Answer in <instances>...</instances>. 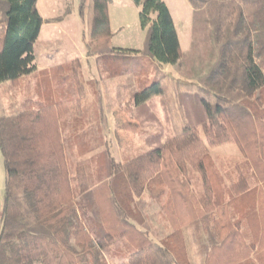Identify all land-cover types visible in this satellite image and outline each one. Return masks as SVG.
I'll use <instances>...</instances> for the list:
<instances>
[{"label":"trees","instance_id":"obj_1","mask_svg":"<svg viewBox=\"0 0 264 264\" xmlns=\"http://www.w3.org/2000/svg\"><path fill=\"white\" fill-rule=\"evenodd\" d=\"M37 1L0 0V83H18L36 68L43 23ZM109 1L81 2L87 56L101 57L116 75L143 78L131 95L142 118L159 115L154 104L165 92L159 67L186 66L196 79L197 91H185L195 107L181 101L186 124L175 130L166 114L146 139L151 148L123 163L101 138L91 175L82 156L87 148L63 137L64 120L80 107L85 89L81 61L43 70L53 82L73 69L76 94L41 91L38 108L0 113L6 172L0 264H109L112 246L122 264H191L182 228L197 220L209 243L203 264H264V0H189L187 50L165 0H132L140 7L143 46H113ZM229 142L246 159L233 169L232 184L209 152ZM250 170L254 186L247 184ZM190 171L199 174L201 195ZM144 192L172 229L161 242L150 234ZM124 239L133 252L119 247Z\"/></svg>","mask_w":264,"mask_h":264},{"label":"rangeland","instance_id":"obj_2","mask_svg":"<svg viewBox=\"0 0 264 264\" xmlns=\"http://www.w3.org/2000/svg\"><path fill=\"white\" fill-rule=\"evenodd\" d=\"M43 1L45 4H43ZM165 1L173 15L181 46L187 48V44H189L192 38L191 32L193 27L191 20L193 13L190 1ZM81 2L82 0H42L40 2V10H42L43 14H48L51 10L52 12H57V14H61L60 17L55 18L57 20L63 18V14H69L66 21L61 25L54 26L55 30L49 34L51 35V39L62 40L57 47L49 51V55L54 58V61L64 63L72 57L79 55L80 51L85 50L81 37L83 30L82 24H80L79 11L82 8ZM109 3L114 27L112 45L115 47L122 46L141 49L145 39V30L139 22L140 7L132 0H110ZM41 45L40 40L35 50L39 62H41V59L48 61L50 58L46 57L44 54L46 50L44 51ZM102 62L99 60L96 65L93 60H83L82 69L81 67L79 68V77H81V80L85 84L82 101L80 102L81 105L66 116L63 126V137L66 141L72 138L78 141V143L81 142V145L87 148L82 156L88 162V172L91 175L97 170L98 154L103 149V140L101 138L109 142V154L114 156L115 159L121 156L126 157L129 152L136 153L140 150L143 151L148 145L146 144L148 135L159 132L160 127L156 121L162 122L166 114H169L171 117L175 130L181 129L186 124L185 118H187V114L183 111L181 101L184 104H188L191 98L185 94V91H197L196 79L193 78L186 66L180 69L173 66L159 67V74H165L163 81L165 84L164 97H159L157 103L154 104L159 110V115L156 116L151 113L148 115V118L144 116L142 118L141 115L137 116L135 114L136 109L134 108L132 115L135 116L140 126L137 127L136 125L132 127L127 124V119L130 116L129 107L131 106L130 91L138 87L142 83L143 78L136 77L133 73L116 75ZM72 74L73 69L62 71L54 77L55 79L52 82L49 78L43 76L42 71H39L25 77V79L23 78L18 83H14L13 87H9L8 95H11L13 102L17 101L14 99L19 97L24 100L16 102L17 105H15L12 113H18L29 108H38L39 103L43 101L42 98L44 97V95H41V91L42 93H53L56 90L59 93L63 91L65 94H76ZM143 77L146 78L147 76L143 75ZM189 104L188 106L191 107L195 105ZM10 106L13 107L12 104ZM0 113L6 114L5 110L2 109H0ZM108 115L111 121L108 120ZM123 124L124 127H121ZM210 151L216 164L219 163L221 166L228 165L236 157H240V149H238L237 144L234 142L214 146ZM189 178L196 192L201 195L202 185L199 174L190 171ZM143 198L146 201L149 200L148 192L144 194ZM151 217L154 221L159 220L155 212L151 213ZM147 219L149 220V218ZM185 226H188L185 229L186 247L188 244L191 250L207 248L209 243L202 230L201 221L197 220ZM124 241L126 244L123 245L119 242V247L123 251H127V253L133 252L135 250L134 247L130 246L126 239Z\"/></svg>","mask_w":264,"mask_h":264},{"label":"crops","instance_id":"obj_3","mask_svg":"<svg viewBox=\"0 0 264 264\" xmlns=\"http://www.w3.org/2000/svg\"><path fill=\"white\" fill-rule=\"evenodd\" d=\"M41 1L42 0H38L37 1V8H38L39 13L41 14V16L43 18V23H42V25H40L41 26V30H40L39 37L37 38V41L35 43L34 50H36V46H37L38 42L41 40V43H42L41 47H42V49L44 51L46 50L44 52V54L46 55V57H48L50 59H48L49 62L48 61H44L43 59H41V62H39L38 55L35 52V57H36L35 58V63H36L35 70L33 72L29 73V74L23 75L21 78H19L18 82L23 80V78L25 79V77H27V76H31V75H33V74H35V73H37L39 71H43V70H46V71L48 70L49 71L53 67L61 64L60 62L54 61L53 57H50V55H49L50 52L49 51H50V49L57 47V45H59V43L62 40L56 39V38L51 39V35H49V34H50L51 31L55 30L54 26L61 25L64 21H66V19L69 17V14H63V18H60L58 20L55 19V18L60 17L61 14H57V12H54V11L52 12V10H51L48 14H43L42 10H40V2ZM43 4H45L44 1H43ZM110 9L111 8H110V3H109V9H108L109 10V19H110L109 23H110L111 31H112V33L114 35V27H113V23H112L113 21H112V16H111V10ZM82 23L83 22H82L81 11H80V24H82ZM82 29H83V24H82ZM177 33H178V30H177ZM178 36H179V33H178ZM179 41H180V38H179ZM190 43H191V40H190L189 44H187V46H188L187 48H183V46H181L182 50H187L189 48ZM180 45H181V41H180ZM43 50H42V53H43ZM74 58H79L80 59V61H81V69H82V65H83V60L84 59H86L88 61L89 60H93L94 63H96V65L98 64L97 62H99V60H101V57L96 56V55L95 56H87L86 49L84 51H82V52L80 51L79 55H77L75 57H72L70 60H72ZM70 60H68V61H70ZM68 61H65V62H68ZM163 66L164 67H168V66H171V65H163ZM13 86H14V84L12 82H10V81H5V82L0 83V109L5 110L6 114L12 113V110L15 108V105H17L16 102L18 103V102H22V100H24L21 97H19L17 99L15 98L14 100H17V101L13 102V100L11 98V95L10 96L8 95L9 94L8 93L9 87H13ZM139 89H140V84L134 90L130 91V95H132L133 93H135ZM11 100H12V102H11ZM11 104H12L13 107L10 106ZM134 108H135V103H134V101L133 102L131 101V106L129 107L130 116H129V119H127V124H129L132 127L136 126V125H137V127H139L140 125L136 121L135 116L132 115V112H133ZM112 110H114V109H112ZM127 110H128V107H127ZM107 118H108V120L111 121V119L109 118V115H108ZM121 127H124V124L121 125ZM106 142H107V145L109 147V142L108 141H106ZM146 144H148V145L146 146V148L143 151L140 150L139 152H136V153L129 152V153H127L128 155L126 157H122L121 156L120 158L115 159L114 156H113V158L117 162H120V163L126 162L127 160H130L131 158L136 157L140 153L146 152L147 150H149L151 148V146H152V143H147L146 142ZM103 148H104V146H103ZM209 152L211 153V151H209ZM2 158H3V156L1 155V152H0V224H1V213H2V209H3V205H4V194H5V185L4 184H5V180H6V172H5V168H4V159H2ZM242 162L245 163L246 159H245L244 155L242 154V152L240 151V157H236L234 159V161L233 162H229L228 165L221 166L219 163H217L216 165L219 168V170L222 172V174L225 176L226 181L229 184H232L233 183L232 180L234 178L233 169L237 168L238 165L240 163H242ZM214 163H216V162H214ZM249 172H250L249 175H247V177H246V178L250 179L249 182L247 183L248 186H254V185L258 184L257 180L255 179V177L253 175L252 170H250ZM145 193L146 192H144V194ZM148 201L150 203H149V205H147V208H146L147 210H145V213L147 214V216L149 218L148 221H149L150 234L152 235V237L155 240L161 242L167 235H169L171 233L172 229L169 227L167 222L164 221L163 218L161 217V215H160V206L157 203L151 202L150 200H148ZM152 212H155V215L159 217L158 221L157 220L154 221V220L151 219L152 218L151 217V213ZM188 226H190V225H188ZM188 226H185L183 228L185 241H186L185 229ZM187 252H188V257H189V260H190L191 264H203V259H204L203 255H205L204 248L203 249L191 250V248H189V246L187 244ZM119 255H120V251L114 246H112L111 248L108 249V251H106V256L108 257L107 260L109 261V264H122V259L119 258Z\"/></svg>","mask_w":264,"mask_h":264}]
</instances>
